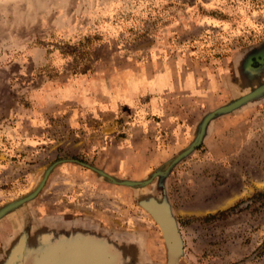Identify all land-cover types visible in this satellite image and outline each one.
Returning <instances> with one entry per match:
<instances>
[{
    "label": "rangeland",
    "instance_id": "obj_1",
    "mask_svg": "<svg viewBox=\"0 0 264 264\" xmlns=\"http://www.w3.org/2000/svg\"><path fill=\"white\" fill-rule=\"evenodd\" d=\"M263 87L264 0H0V264H264Z\"/></svg>",
    "mask_w": 264,
    "mask_h": 264
},
{
    "label": "water",
    "instance_id": "obj_2",
    "mask_svg": "<svg viewBox=\"0 0 264 264\" xmlns=\"http://www.w3.org/2000/svg\"><path fill=\"white\" fill-rule=\"evenodd\" d=\"M264 90V87L263 88H258V89H256V90H254V91H252V92H250V93H248V94H246V95H244L243 97H241V98H239V99H237L236 101H234V102H232V103H230V104H228V105H226V106H223V107H220V108H218L217 110H215L212 114H210V115H208L207 116V118H206V122L210 119V117L214 114V113H216V112H219V111H223V110H228V109H232V108H234V107H236V106H238V105H240V104H242L243 102H245V101H247V100H249L250 98H252V97H254V96H256V95H258V94H260L262 91ZM147 206V208L154 214V216L158 219V221L160 220L158 217L160 216L161 217V214H160V209L162 208V207H160V206H158V205H156V204H147L146 205ZM156 214V215H155ZM169 218V220L171 221V223L173 224V226H174V228L175 229H173V231H174V233H175V236H174V240H168V238H167V236H166V238H167V240H168V243H169V245H170V247H171V249H172V251H171V259H172V261H173V259L175 258V256H176V254H175V252H176V246H175V241L177 242V240H176V236H177V228H176V224H175V222H174V220L172 219V218H170V217H168ZM160 222V221H159ZM165 232V231H164ZM166 235V234H165ZM172 241V242H171ZM174 241V242H173ZM76 245H82L80 242H78V241H75V242H73V243H71V245L69 246V247H65V246H61L60 247V250H58V251H56V252H54V253H52V255H51V257H50V259H49V261L47 262V264H57L58 263V260L57 259H59V254L63 251L64 252V254L65 253H67L68 254V256H69V258H72V254H73V252L75 251V249H76ZM86 245H88V246H90V247H93V249L95 248L94 247V244H86ZM96 249V248H95ZM92 258L94 257V256H91ZM96 257H97V255H96ZM70 264L72 263V262H69ZM94 264H99V263H94Z\"/></svg>",
    "mask_w": 264,
    "mask_h": 264
},
{
    "label": "bare ground",
    "instance_id": "obj_3",
    "mask_svg": "<svg viewBox=\"0 0 264 264\" xmlns=\"http://www.w3.org/2000/svg\"><path fill=\"white\" fill-rule=\"evenodd\" d=\"M168 231H170L171 229L167 228ZM169 240V239H168ZM93 248V247H92Z\"/></svg>",
    "mask_w": 264,
    "mask_h": 264
}]
</instances>
